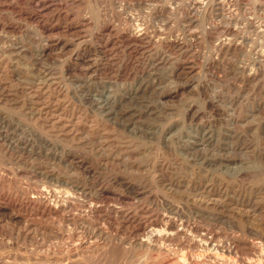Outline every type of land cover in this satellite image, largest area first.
<instances>
[{
  "label": "rangeland",
  "instance_id": "374dc122",
  "mask_svg": "<svg viewBox=\"0 0 264 264\" xmlns=\"http://www.w3.org/2000/svg\"><path fill=\"white\" fill-rule=\"evenodd\" d=\"M187 261L264 263V0H0V264Z\"/></svg>",
  "mask_w": 264,
  "mask_h": 264
},
{
  "label": "bare ground",
  "instance_id": "6f19581e",
  "mask_svg": "<svg viewBox=\"0 0 264 264\" xmlns=\"http://www.w3.org/2000/svg\"><path fill=\"white\" fill-rule=\"evenodd\" d=\"M32 15V14H31ZM30 15V16H31ZM43 17V16H42ZM42 19V18H41ZM62 19V18H61ZM46 25V24H45ZM135 32V31H134ZM133 33V32H132ZM128 38H130V39H141V35H140V33L138 34V33H134L133 35H130ZM133 40V41H134ZM223 44V43H222ZM102 45V44H101ZM80 119V118H79ZM50 124V123H49ZM75 132V131H74ZM33 198V197H32ZM36 198V197H35ZM44 199V198H43ZM36 200V199H35ZM39 201V200H38ZM46 203V202H45ZM44 208H46V207H44ZM44 211V210H43ZM47 212H50V208H47V210H46ZM53 214V213H52ZM58 215V214H57ZM108 216V215H107ZM49 217V216H48ZM66 218V217H65ZM113 219V218H112ZM83 220V219H82ZM114 222V221H113ZM135 226V225H134ZM172 226V225H171ZM168 228V227H167ZM143 229V228H142ZM138 231V230H137ZM151 231V230H150ZM170 232V231H169ZM173 232V231H172ZM147 233V232H146ZM153 233V232H152ZM153 236V235H152ZM144 240V239H143ZM148 240V239H147ZM146 240V241H147ZM145 241V242H146ZM142 242V241H141ZM150 242V241H149ZM144 244H146V245H148L147 243H144ZM233 244V243H232ZM152 245V244H151ZM141 246V245H140ZM149 246V245H148ZM154 246V245H153ZM202 246V245H201ZM210 246V245H209ZM144 247V246H143ZM213 247V246H212ZM214 247H215V245H214ZM232 247V246H231ZM240 247V246H239ZM252 247V246H251ZM242 249V248H241ZM248 249H250V248H248ZM190 251V250H189ZM163 254V253H162ZM185 255V254H184ZM215 255V254H214ZM182 257H183V255H181ZM197 258V257H196ZM222 258V257H221ZM176 259V258H175ZM199 259V258H198ZM185 260V259H184ZM212 260V259H211ZM231 260V259H230ZM181 261V260H180ZM111 262V261H110ZM188 262V261H187ZM225 262V261H224ZM230 262V261H229ZM104 263V262H103ZM177 263V262H176ZM250 263V262H249ZM178 264V263H177ZM188 264H189V262H188ZM221 264V263H220ZM226 264V263H225ZM260 264V263H259ZM264 264V263H263Z\"/></svg>",
  "mask_w": 264,
  "mask_h": 264
}]
</instances>
